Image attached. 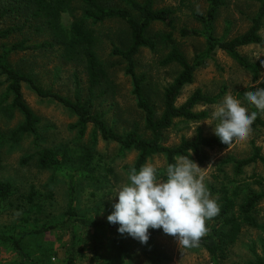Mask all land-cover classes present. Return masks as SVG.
Listing matches in <instances>:
<instances>
[{
  "label": "rangeland",
  "instance_id": "374dc122",
  "mask_svg": "<svg viewBox=\"0 0 264 264\" xmlns=\"http://www.w3.org/2000/svg\"><path fill=\"white\" fill-rule=\"evenodd\" d=\"M142 2L143 0H137ZM225 6L220 9L215 22L216 35L223 37L228 31L229 38L244 34L251 27L256 16L259 4L250 0H224ZM12 0H0V12L9 8ZM78 17H82L83 7L79 6ZM156 8L171 9L176 12V34L173 42L167 45H158L156 50L143 49L136 58L138 75L146 74L149 83L150 102L156 106L158 112L162 109L163 88L169 85L179 74L177 66L162 67L160 62L166 57L173 45H177L186 56L192 60L196 54L205 50V42L201 38H181L179 30L187 28L200 30L192 15L196 12L206 14L208 5L205 0H156ZM26 17L15 20L8 15L0 21V29L11 26H22ZM72 19L68 15L63 17V25L69 29ZM99 37V58L105 66L107 79L97 90L99 99L95 102V111L105 114V122L119 133L133 129L138 124L142 134L144 132V116L137 107V100L133 96V83L126 75L124 62L112 55L114 47L126 50L129 47V29L125 23L118 20H108L94 26ZM167 30L161 24H155L149 32L151 37ZM264 36V29L261 32ZM41 43L46 37L37 35L32 29H26L23 35H14L6 40L13 44L23 39ZM241 54L251 63L260 65V77L256 82L253 75L245 71L223 52H217L207 60L196 74L195 82L185 88L178 104L182 105L197 90L201 89L209 95H218L223 90L226 95L234 98L238 92L255 91L263 88L264 82V48L249 46L241 49ZM13 67L31 75L43 90L72 99L76 84L75 76L81 85L84 100L88 99V79L83 69L72 64H65L59 59L57 50L31 52L14 55L11 59ZM7 84L0 75V133L9 141L0 146V183L9 182L17 189L15 196L5 202L0 201V235L11 236L15 231H37L44 224H58L62 221L68 203V174L75 176L76 209L80 216L98 221H108L112 204L117 202V190L128 183L129 169L132 168L137 153H121L114 143L105 142L98 135L94 141L93 126H90L86 135L80 138L78 130L74 129L77 118L65 107L51 101L42 100L28 86L24 88L25 100L30 109L40 119L39 136L40 148L34 147V137L30 135L13 138V133L24 122L21 113L11 109V99L4 100ZM105 92V95H102ZM239 100V99H238ZM242 106L253 112L245 99L240 100ZM218 103V104H219ZM199 107L197 111H206L209 118L201 123H179L169 131L166 140L167 146H176L183 137L188 140L196 136L200 128L208 136H215L214 128L219 123L212 118L211 113L218 105ZM264 119V115H263ZM247 139H234V144L227 149L208 150L210 161L206 164H197L200 168L198 176L203 177L207 188L215 186L217 190L224 182L237 181L243 188L250 187L257 193H264V187L254 185V175L264 178V165L261 163L245 168L242 176H237L234 164L229 160H245L253 156V145L261 149L264 156V130L253 125ZM42 150L68 151L79 155L82 151H90L94 156L91 165L98 163L105 168H112L113 173L104 183L95 184L86 179L90 168L85 169L79 161L67 164L64 171L41 169L37 164L38 153ZM32 157L28 163H23ZM231 162V161H230ZM158 169L161 177L166 173V162L162 157H155L150 161ZM90 173V172H89ZM88 173V174H89ZM101 175L97 173L95 175ZM217 177V178H216ZM226 179V181H224ZM227 184V183H226ZM34 187L47 199L44 202L42 215L29 213L24 208L23 197L28 195ZM209 192H211L209 190ZM211 194V193H210ZM217 198V192L211 195ZM259 222L264 225V201L259 206ZM151 229V228H150ZM74 239L68 234L61 235L57 231L27 236L22 241L27 257L23 256L7 245H0V264H87L88 258L94 255V249L101 254V264H215L210 255L202 248L185 247L177 243L176 238L168 234H158L147 243H141L127 234L118 232L94 230L77 232ZM72 239V240H71ZM73 243V244H72ZM264 234L245 228L239 242L232 249L228 264H245L253 260L250 251L255 247L258 254H262ZM84 248L86 258H81Z\"/></svg>",
  "mask_w": 264,
  "mask_h": 264
},
{
  "label": "trees",
  "instance_id": "16d2710c",
  "mask_svg": "<svg viewBox=\"0 0 264 264\" xmlns=\"http://www.w3.org/2000/svg\"><path fill=\"white\" fill-rule=\"evenodd\" d=\"M208 9L206 14L198 12L192 15L193 19L201 25L200 30L183 28L179 30L181 38H201L205 42V50L196 54L190 60L177 45H173L165 58L160 62L162 67L177 66L180 71L177 77L163 88L162 109L158 112L156 106L150 102L148 87L151 85L146 74L138 75L136 58L143 49L156 50L158 45H167L173 42L176 34V12L171 9L156 8V0H12L9 8L0 12V21L11 16L15 20L26 17L22 26L16 25L6 29H0V75L5 78L7 84L4 100L11 99V109H5L12 113L18 111L24 117V122L13 133V138L30 135L34 137V147L40 148L39 124L40 119L30 109L25 100L24 88L28 86L42 100H51L70 110L77 118L74 129L78 130L80 138H83L90 126H93L94 141L97 136L105 142L116 144L121 153L135 152L137 159L131 169L139 170L155 157L164 158L166 165L175 163L181 156L192 159L196 164H206L210 161L208 150L227 149L234 144L233 140L227 145L220 142L215 136H208L202 129L196 131V136L188 140L183 137L176 146H167L166 140L169 131L179 123H201L209 118L206 111H197V108L210 107L219 103L224 96V90L218 95H209L201 89H197L182 105L178 104L182 92L195 82L199 69L205 66L207 60L217 52H223L237 65L253 75L254 81L260 77V65L249 62L242 54L241 49L249 46L264 48V0H250L259 4L256 16L252 20L251 27L242 35L229 38L227 31L223 37H218L215 30V22L219 11L225 6L224 0H205ZM79 6L83 7L82 17H78ZM68 15L72 19L69 29L63 25V17ZM108 20H118L129 29V47L126 50L114 47L112 55L120 58L126 65V75L133 83V96L137 100V107L144 116V132L141 133L138 124L132 130L119 133L115 128L105 122V114L95 111V102L99 99L97 90L102 87L107 79L105 66L99 58V37L94 29L97 24ZM155 24H161L166 28L165 33H158L154 37L149 35ZM34 30V33L47 40L41 43L32 42L29 38L13 44H7L6 40L14 35H23L26 29ZM57 50L59 59L65 64L76 65L83 69L88 79V99L84 100L78 77L75 76L76 89L74 97L69 99L50 90H43L37 81L29 74L22 73L11 64V59L17 54ZM264 88V82L262 84ZM105 95V92H102ZM247 91L238 92L236 97L244 100ZM257 118L253 123L255 128L264 130V112H259L255 106ZM9 140L0 133V146ZM37 164L41 169L64 171L67 164L79 161L84 163L85 169L89 167L86 179L95 184L104 183L113 173L112 168H105L96 163L91 165L94 156L90 151H82L75 155L68 151L42 150L38 153ZM32 157L23 163H28ZM231 161V162H230ZM234 164L237 176H242L244 170L255 164L264 165V156L261 149L253 145V156L245 160H229ZM131 169H129V174ZM101 173V175H95ZM68 203L62 221L58 224H44L37 231H15L11 236L0 235V245H7L17 253L26 256L22 241L29 235L43 234L57 231L61 235L68 234L76 239L79 230L85 235L91 231L118 232L119 225L108 221H98L80 216L76 209L75 200V176L68 174ZM166 178L165 174L161 176ZM217 178V177H216ZM254 185L263 188L264 178L254 175ZM226 181V179L224 180ZM219 190L211 186L207 188L211 195L217 192L215 199L219 205V214L206 220L207 233L201 237L198 247L204 249L215 264H228L230 254L239 242L245 228L256 230L264 234V225L259 222V206L264 201V193H257L250 187L243 188L237 181L224 182ZM227 183V184H226ZM17 189L9 182L0 183V201L11 200ZM46 197L34 187L28 195L23 197L24 208L29 213L42 215ZM162 229H149V239L158 234H163ZM72 240V239H71ZM73 244V243H72ZM94 249V255L88 258L87 264H100L101 254ZM80 253L81 258H86L84 248ZM253 260L245 264H264V243L262 254H258L255 247L250 249ZM75 264V261L70 262Z\"/></svg>",
  "mask_w": 264,
  "mask_h": 264
},
{
  "label": "clouds",
  "instance_id": "9594fccd",
  "mask_svg": "<svg viewBox=\"0 0 264 264\" xmlns=\"http://www.w3.org/2000/svg\"><path fill=\"white\" fill-rule=\"evenodd\" d=\"M245 101L264 112V88L245 94ZM257 112H249L240 100L226 95L211 113L219 123L214 134L224 145L234 139L245 140L252 131ZM199 166L188 157L181 156L166 168L162 179L156 166L146 163L139 170L133 168L128 183L121 186L107 216L111 224L119 225L121 235L147 243L149 229H162L185 247L198 245L208 229L206 220L219 214V205L208 191Z\"/></svg>",
  "mask_w": 264,
  "mask_h": 264
},
{
  "label": "crops",
  "instance_id": "0c3cea01",
  "mask_svg": "<svg viewBox=\"0 0 264 264\" xmlns=\"http://www.w3.org/2000/svg\"><path fill=\"white\" fill-rule=\"evenodd\" d=\"M101 264V263H100Z\"/></svg>",
  "mask_w": 264,
  "mask_h": 264
}]
</instances>
